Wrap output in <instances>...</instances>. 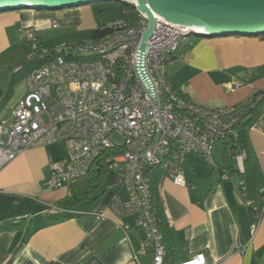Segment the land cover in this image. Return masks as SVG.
<instances>
[{
	"label": "crops",
	"instance_id": "crops-1",
	"mask_svg": "<svg viewBox=\"0 0 264 264\" xmlns=\"http://www.w3.org/2000/svg\"><path fill=\"white\" fill-rule=\"evenodd\" d=\"M59 20L70 27L96 28L92 8L0 13V125H12L38 64L29 59L24 30H36L44 44L43 36ZM194 37L166 68L167 81L188 101L211 109L233 107L264 91V36ZM239 82L244 84L236 88ZM58 144L28 149L0 172V264H137L136 255L140 264H151L152 254L141 255L143 232L133 227L134 219L123 221L124 231L110 209L116 194L127 198L114 172L96 198L73 208L66 206L69 189L43 186L50 162L66 155L64 146L61 155L55 154L52 147ZM219 144L222 160L214 170L199 156L188 158L187 188L161 171L152 174L175 262L203 253L208 264H264V218L253 231L250 210L238 191L235 171L244 168L245 158L238 161ZM248 153L264 177V104L248 129ZM226 171L229 179L223 180ZM65 210L77 214L68 218L73 213Z\"/></svg>",
	"mask_w": 264,
	"mask_h": 264
},
{
	"label": "built area",
	"instance_id": "built-area-1",
	"mask_svg": "<svg viewBox=\"0 0 264 264\" xmlns=\"http://www.w3.org/2000/svg\"><path fill=\"white\" fill-rule=\"evenodd\" d=\"M123 2L137 9L135 0ZM138 13L139 24L110 21L101 29L107 35L93 43L50 47L42 44L36 30H24L23 39L31 45L29 59L38 64L28 77L25 98L14 109L12 125H0V172L28 149L61 143L66 155L50 162V176L43 182L47 190L58 191L87 176L105 151H120L107 162L127 198L116 194L110 209L124 231L123 221L134 219L133 227L143 232L141 255L150 253L151 264H163L166 251L153 172L161 171L187 188L184 165L190 156L216 169V145L237 137V126L264 99V91L233 107L211 109L188 101L167 81L166 68L180 58L194 29L162 18H157L147 43L145 79L138 51L148 17ZM51 27L58 29V21ZM262 219L257 217L253 231ZM134 260L140 264L138 255ZM177 264L208 261L198 253Z\"/></svg>",
	"mask_w": 264,
	"mask_h": 264
},
{
	"label": "water",
	"instance_id": "water-1",
	"mask_svg": "<svg viewBox=\"0 0 264 264\" xmlns=\"http://www.w3.org/2000/svg\"><path fill=\"white\" fill-rule=\"evenodd\" d=\"M104 1L124 0H0V13L21 10L57 11L91 6ZM137 10L148 17L138 57L143 77L147 43L157 18L194 29L193 36H264V0H135Z\"/></svg>",
	"mask_w": 264,
	"mask_h": 264
},
{
	"label": "trees",
	"instance_id": "trees-1",
	"mask_svg": "<svg viewBox=\"0 0 264 264\" xmlns=\"http://www.w3.org/2000/svg\"><path fill=\"white\" fill-rule=\"evenodd\" d=\"M91 8L96 24V28L92 31L93 38L95 40L107 35V31H102L101 29L102 27H105L110 21L123 20L130 25H137L141 21V16L138 13L136 7L123 1H104L91 5ZM184 98L186 97L184 96ZM263 104L264 99L255 105L250 115L247 117L248 119L237 126L236 138L231 141L227 140V142H222L232 157L237 158L238 156L243 155L245 158L243 172L238 169L235 171V173L239 177V194L250 210L253 224L257 221V217L259 215H262L264 218V177L248 153V129L258 118ZM119 153L121 152L109 150L105 151L99 161L91 168L89 174L69 187V194L66 202L67 207L73 208L97 197L98 193L104 186L107 175L111 173L109 168L110 165L107 160L111 156ZM208 166L211 170L215 169L214 166L209 164ZM225 173H227V171ZM157 200L158 199L156 196V206H158ZM76 214L73 213L67 215V217L72 218L76 216ZM158 214L161 218L160 229L164 236V246L166 251L163 264H177L175 262V253L173 249L171 232L168 225H166L160 211Z\"/></svg>",
	"mask_w": 264,
	"mask_h": 264
},
{
	"label": "rangeland",
	"instance_id": "rangeland-1",
	"mask_svg": "<svg viewBox=\"0 0 264 264\" xmlns=\"http://www.w3.org/2000/svg\"><path fill=\"white\" fill-rule=\"evenodd\" d=\"M82 8L86 11H90L91 6H83V7H79ZM59 29H53L51 27V30L48 31L45 36H43V42L46 45H49L50 47H56V46H62L68 43H73L76 41H82V42H86V43H93V42H97L94 38H93V33H92V29H80L79 27H70L68 26L67 23H65L64 21L59 20ZM192 38H195L194 36ZM31 47V45H30ZM31 51V49H30ZM116 141H122V139L120 138H115ZM220 144H217V146L215 147V151H214V162L215 163H221L219 161L222 160L221 158V151H223L221 149V147L219 146ZM64 144L62 145L61 143H59L56 146H53V150L55 152L56 155H61L63 153V150L65 149ZM204 162H206L205 160H203Z\"/></svg>",
	"mask_w": 264,
	"mask_h": 264
}]
</instances>
